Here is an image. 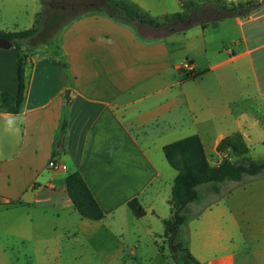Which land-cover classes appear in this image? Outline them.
Listing matches in <instances>:
<instances>
[{"label":"crops","instance_id":"1","mask_svg":"<svg viewBox=\"0 0 264 264\" xmlns=\"http://www.w3.org/2000/svg\"><path fill=\"white\" fill-rule=\"evenodd\" d=\"M205 11L213 17L194 21ZM216 11L201 7L193 26L173 34L87 14L62 32L67 63L31 52L23 111L0 113V196L11 199L19 182L23 197L50 170L55 172L37 184L38 191L54 192L64 184L67 194L66 176L79 171L105 216L126 213L131 199L142 198L143 205L147 189L167 173L165 156L154 146L163 151L195 134L204 143L200 113L206 110L217 112L218 121L223 110L224 118L231 115L238 122L262 108L264 5L248 17L217 20ZM189 74L197 77L188 79ZM0 91L18 92L15 48L0 49ZM223 138L217 132L214 144ZM55 151L59 155L53 157ZM51 161L60 168H51ZM63 208L75 212L69 196ZM208 264L234 261L224 255Z\"/></svg>","mask_w":264,"mask_h":264},{"label":"rangeland","instance_id":"2","mask_svg":"<svg viewBox=\"0 0 264 264\" xmlns=\"http://www.w3.org/2000/svg\"><path fill=\"white\" fill-rule=\"evenodd\" d=\"M130 1L152 17L162 18L181 12L183 0ZM103 2L0 0V29L28 30L33 27L37 14L60 13L66 6L64 18L51 25L46 16L40 35L27 41L25 47L39 56L52 57L57 53L67 59L60 45L64 26L76 15L101 8ZM213 15L205 11L194 21ZM248 84H251L249 79ZM221 105L227 109L223 99ZM223 114L218 121L217 112L200 113L203 145L211 165H219L225 158L238 160L230 152L218 153L214 144L217 132L224 137L232 135L238 131V125L250 148V158L264 160V106L249 112L246 121L240 117L235 122L231 115L224 118ZM58 143L59 139L56 146ZM153 150L164 157L161 146H154ZM164 162L167 173L161 182L157 181L145 192L143 206L147 215L141 218L135 217L129 208L125 209L126 213L119 211L101 221H91L76 211L64 210L68 203L64 184L54 192L44 187L38 191L37 184H43L53 170L45 171L23 197L19 195L22 183L18 185L14 181L10 192L13 198H10L20 196L23 204L0 206V264H183L186 253L183 247L199 264H208L224 255L232 256L234 264H264V177L245 176L240 182L200 185L198 199L183 211V223L173 238L166 239L164 220L171 215L169 200L177 173L166 159ZM59 168L56 164L53 169Z\"/></svg>","mask_w":264,"mask_h":264},{"label":"trees","instance_id":"3","mask_svg":"<svg viewBox=\"0 0 264 264\" xmlns=\"http://www.w3.org/2000/svg\"><path fill=\"white\" fill-rule=\"evenodd\" d=\"M104 1L101 8L72 17L64 27H67L74 20L84 15L99 14L130 27H134L137 24H147L153 28L162 29L167 34H173L185 31L193 26L195 13L201 7H215L217 9L215 19L218 20L232 17H248L264 5V0H240L237 2H229L227 0H183L181 2V12L158 18L152 17L148 12L143 11L130 0ZM65 8L66 6L61 9L60 13L55 11L49 16L46 12L39 13L33 27L28 30L7 32L0 29V49L8 50L15 48L17 51L18 79V92L16 95L0 91V113L18 115L23 111L28 92L29 72L31 71L29 62L31 53L28 48L26 49L25 43L34 40L40 35V27L44 24L46 16L51 25L63 19L66 15ZM47 42H50V40ZM57 49H60V47H57ZM52 57H58L67 63L65 58L60 57L57 53L52 55ZM195 77L197 76L188 75V79ZM66 128L67 112L64 113L61 124V134L64 136L66 135ZM63 150L61 148L60 151ZM216 150L218 153L230 152L238 160L233 162L225 158L219 165H211L202 140L197 134L177 140L163 147L166 161L177 172L169 200L171 215L168 219L164 220L166 228L164 238L171 239L174 237L177 229L184 221L183 211L185 207L198 199L197 188L200 185L223 183L225 181L240 182L245 176L250 178L264 177V160L254 161L250 158V148L242 133L236 132L224 137L218 143ZM58 155L59 151L53 152V157ZM64 183L75 211L82 218L91 221H101L105 218L103 209L79 171L66 176ZM20 204H23L20 200L14 201L0 196V206L9 208ZM127 207L137 218L146 215V210L142 205V198L135 197L131 199L127 203ZM183 251H186L183 255V264H199L186 248L183 247ZM162 252H164L163 248Z\"/></svg>","mask_w":264,"mask_h":264},{"label":"built area","instance_id":"4","mask_svg":"<svg viewBox=\"0 0 264 264\" xmlns=\"http://www.w3.org/2000/svg\"><path fill=\"white\" fill-rule=\"evenodd\" d=\"M186 67H187V70H189V72H191L193 70L192 66H190V65H187ZM50 167L56 168V164L54 162H51Z\"/></svg>","mask_w":264,"mask_h":264},{"label":"water","instance_id":"5","mask_svg":"<svg viewBox=\"0 0 264 264\" xmlns=\"http://www.w3.org/2000/svg\"><path fill=\"white\" fill-rule=\"evenodd\" d=\"M60 141H63V136L61 137V140Z\"/></svg>","mask_w":264,"mask_h":264},{"label":"clouds","instance_id":"6","mask_svg":"<svg viewBox=\"0 0 264 264\" xmlns=\"http://www.w3.org/2000/svg\"><path fill=\"white\" fill-rule=\"evenodd\" d=\"M9 123H11V122H9Z\"/></svg>","mask_w":264,"mask_h":264}]
</instances>
